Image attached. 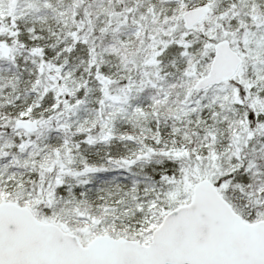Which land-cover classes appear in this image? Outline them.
<instances>
[{"label": "snow or ice", "instance_id": "obj_1", "mask_svg": "<svg viewBox=\"0 0 264 264\" xmlns=\"http://www.w3.org/2000/svg\"><path fill=\"white\" fill-rule=\"evenodd\" d=\"M0 264H264V0H0Z\"/></svg>", "mask_w": 264, "mask_h": 264}]
</instances>
